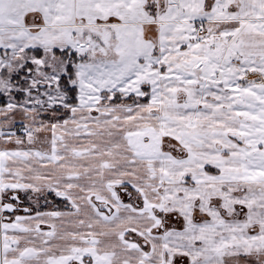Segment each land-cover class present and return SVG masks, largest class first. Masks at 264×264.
<instances>
[{
	"label": "snow or ice",
	"instance_id": "snow-or-ice-1",
	"mask_svg": "<svg viewBox=\"0 0 264 264\" xmlns=\"http://www.w3.org/2000/svg\"><path fill=\"white\" fill-rule=\"evenodd\" d=\"M0 264H264V0H0Z\"/></svg>",
	"mask_w": 264,
	"mask_h": 264
}]
</instances>
